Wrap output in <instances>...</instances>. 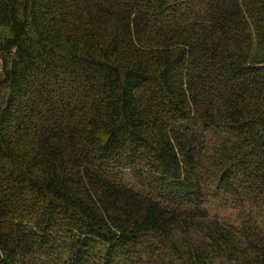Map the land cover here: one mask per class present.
Here are the masks:
<instances>
[{
	"label": "trees",
	"instance_id": "obj_1",
	"mask_svg": "<svg viewBox=\"0 0 264 264\" xmlns=\"http://www.w3.org/2000/svg\"><path fill=\"white\" fill-rule=\"evenodd\" d=\"M0 264H264V0H0Z\"/></svg>",
	"mask_w": 264,
	"mask_h": 264
}]
</instances>
